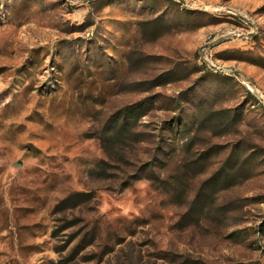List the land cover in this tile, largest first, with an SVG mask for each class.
<instances>
[{"label":"rangeland","instance_id":"374dc122","mask_svg":"<svg viewBox=\"0 0 264 264\" xmlns=\"http://www.w3.org/2000/svg\"><path fill=\"white\" fill-rule=\"evenodd\" d=\"M0 264H264V0H0Z\"/></svg>","mask_w":264,"mask_h":264},{"label":"trees","instance_id":"16d2710c","mask_svg":"<svg viewBox=\"0 0 264 264\" xmlns=\"http://www.w3.org/2000/svg\"><path fill=\"white\" fill-rule=\"evenodd\" d=\"M131 115L134 116V117H136L135 112H131ZM124 124H125V120H124V122L122 123V125L120 126V129L123 128Z\"/></svg>","mask_w":264,"mask_h":264}]
</instances>
